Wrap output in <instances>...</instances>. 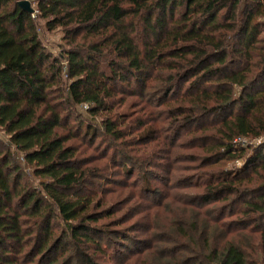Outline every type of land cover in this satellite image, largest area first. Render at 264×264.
<instances>
[{"label":"trees","instance_id":"1","mask_svg":"<svg viewBox=\"0 0 264 264\" xmlns=\"http://www.w3.org/2000/svg\"><path fill=\"white\" fill-rule=\"evenodd\" d=\"M19 1L0 0V264H264V0Z\"/></svg>","mask_w":264,"mask_h":264},{"label":"rangeland","instance_id":"2","mask_svg":"<svg viewBox=\"0 0 264 264\" xmlns=\"http://www.w3.org/2000/svg\"><path fill=\"white\" fill-rule=\"evenodd\" d=\"M35 18H36V16H35ZM38 25H39L38 26V32H39V35L41 37L43 44L50 51H52L55 55H58V56L61 55V52L63 51V49L65 47H67L66 41L63 38L64 33H63L62 29L57 28L55 30H47L44 27V20L43 19L38 21ZM263 36H264V31H263ZM214 120L215 119H213V121ZM0 139L4 140L5 142H7L9 140V136L6 133H4V131L1 128H0ZM261 140H262V138H254V139L243 138V139H238L237 141H238V143L239 142H241V143L245 142L246 150L249 151L250 145L256 146L261 142ZM251 151H252V149L249 152L251 153ZM20 156H19V158H23L21 154H20ZM243 159H239V160L237 159L235 161L227 162L222 167H219V169H223V168H230L231 169V168L242 167L245 163V159L244 160ZM22 163L24 166H26L25 161L24 162L22 161ZM163 163H165V162H163ZM219 169H215V172H217ZM176 173H177L176 175L179 174V172H176ZM187 173H188L187 174L188 177H194V175H199L200 172H194L191 170L190 172H187ZM197 177H198L197 180H200L201 183L204 182V179L206 180V177L202 178L203 174H200V176H197ZM33 179H34V183L37 184L38 183L37 179H35V178H33Z\"/></svg>","mask_w":264,"mask_h":264},{"label":"water","instance_id":"3","mask_svg":"<svg viewBox=\"0 0 264 264\" xmlns=\"http://www.w3.org/2000/svg\"><path fill=\"white\" fill-rule=\"evenodd\" d=\"M19 4L22 6L23 9L30 13L34 11V8L32 7L31 2L29 0H20Z\"/></svg>","mask_w":264,"mask_h":264},{"label":"built area","instance_id":"4","mask_svg":"<svg viewBox=\"0 0 264 264\" xmlns=\"http://www.w3.org/2000/svg\"><path fill=\"white\" fill-rule=\"evenodd\" d=\"M29 1L31 2V0H29ZM36 13H37L36 10H34V11L32 12V16L35 17V16H36Z\"/></svg>","mask_w":264,"mask_h":264}]
</instances>
